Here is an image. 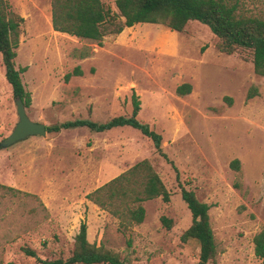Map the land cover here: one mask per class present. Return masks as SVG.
<instances>
[{"label": "rangeland", "instance_id": "obj_1", "mask_svg": "<svg viewBox=\"0 0 264 264\" xmlns=\"http://www.w3.org/2000/svg\"><path fill=\"white\" fill-rule=\"evenodd\" d=\"M5 1L7 11L23 17L14 61L16 68L26 66L20 76L30 92V119L45 125L75 118L104 122L130 115L135 95L137 118L161 134L164 155L130 126L47 131L0 147V264L68 258L81 221L90 243L124 262L197 264L198 243L180 238L191 213L177 176L209 205L217 247L210 264H262L253 236L264 227V76L254 72L252 51H220L219 38L198 20L182 32L137 23L98 44L54 30L51 0ZM101 1L117 12L115 0ZM228 1L238 16L264 19V0ZM75 67L81 74L72 73ZM4 71L0 54V141L17 122ZM182 83L191 90L178 95ZM251 87L257 93L247 98ZM234 158L239 169L230 165ZM143 159L170 200L141 201L142 222L127 214L138 204L133 189L140 188L139 177L108 184L99 193L106 208L86 197ZM111 189L116 192L108 199ZM162 215L172 219L171 228Z\"/></svg>", "mask_w": 264, "mask_h": 264}, {"label": "trees", "instance_id": "obj_2", "mask_svg": "<svg viewBox=\"0 0 264 264\" xmlns=\"http://www.w3.org/2000/svg\"><path fill=\"white\" fill-rule=\"evenodd\" d=\"M117 12H111L101 0H51V22L54 30L68 33L79 38L95 40L100 44L104 36L120 33L124 28L137 23L160 24L170 30L182 32L190 20H198L207 25L212 33L219 38L218 49L226 53L234 52L238 47L252 51L254 72L264 76V19L256 16H238L236 5L228 0H115ZM23 17L7 11L5 0H0V54L4 65V74L11 85L14 97L20 96L25 107L30 104V92L24 88L21 81V72L26 66L16 68L14 58L19 43V26ZM73 74H81L79 67H75ZM71 73V74H72ZM70 74H66V78ZM191 85L182 83L176 87L178 95L189 93ZM257 93L255 87L247 93V98ZM140 102L135 95L132 97V110L130 115H116L104 121L97 122L88 118H75L65 120L53 125H46L47 131H59L74 127L85 126L90 130L101 132L115 127L130 126L149 137L154 147L164 155L161 150L162 136L145 122L137 118ZM230 165L239 169V160L234 158ZM139 177L138 189H133V200L137 202L134 207L127 209L131 222H142L145 214L141 201L161 196L164 201L170 200V192L164 182L153 169L147 159L135 163L127 171L111 179L86 197L106 208L107 202L100 198L99 193L108 184L122 179ZM181 198L191 213L190 225L181 233L182 241L194 240L199 246V259L197 264H210L217 252L215 236L209 220V205L200 201L195 193L186 188L180 181ZM120 195L126 194L122 185ZM116 190L111 189L107 195L112 199ZM162 224L171 228V218L162 215ZM86 222L81 221L79 231L75 236L74 248L71 256L66 259H39L43 264H131L124 262L119 256L101 246L90 243L86 238ZM254 254L264 264V227L253 236ZM35 255L33 250H28Z\"/></svg>", "mask_w": 264, "mask_h": 264}, {"label": "water", "instance_id": "obj_3", "mask_svg": "<svg viewBox=\"0 0 264 264\" xmlns=\"http://www.w3.org/2000/svg\"><path fill=\"white\" fill-rule=\"evenodd\" d=\"M17 114V122L11 132L0 141V147L5 148L18 141L33 135H45L46 125L40 121H34L27 115L26 107L20 96L14 99Z\"/></svg>", "mask_w": 264, "mask_h": 264}]
</instances>
